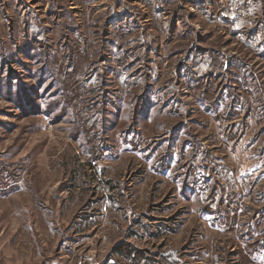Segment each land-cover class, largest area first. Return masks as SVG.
I'll list each match as a JSON object with an SVG mask.
<instances>
[{"label": "rangeland", "instance_id": "1", "mask_svg": "<svg viewBox=\"0 0 264 264\" xmlns=\"http://www.w3.org/2000/svg\"><path fill=\"white\" fill-rule=\"evenodd\" d=\"M0 264H264V0H0Z\"/></svg>", "mask_w": 264, "mask_h": 264}, {"label": "trees", "instance_id": "2", "mask_svg": "<svg viewBox=\"0 0 264 264\" xmlns=\"http://www.w3.org/2000/svg\"><path fill=\"white\" fill-rule=\"evenodd\" d=\"M125 252H126V256H129V254H130V253H129V252H127V251H125ZM127 254H128V255H127ZM140 257H141V256H140ZM135 258H136V257H135ZM141 259H142V258H141ZM138 260H139V259H138Z\"/></svg>", "mask_w": 264, "mask_h": 264}]
</instances>
